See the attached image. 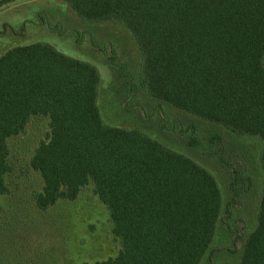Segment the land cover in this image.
<instances>
[{
  "label": "trees",
  "instance_id": "1",
  "mask_svg": "<svg viewBox=\"0 0 264 264\" xmlns=\"http://www.w3.org/2000/svg\"><path fill=\"white\" fill-rule=\"evenodd\" d=\"M14 1L0 0V8ZM61 1L85 23H117L132 36L135 74L120 59L107 60L127 92H141L226 135L261 142L256 223L238 264H264V0ZM99 85L94 66L45 43L15 46L0 56V196L9 193V140L32 119L46 118L49 133L29 161L42 180L35 206L45 211L74 201L91 186L120 244L115 258L94 264H200L215 254L225 211L215 176L137 128L107 126L97 107ZM172 121L161 125L185 137L188 147L199 145L200 126L190 123L185 134ZM208 135L211 143L223 139ZM212 155L208 159L216 160ZM229 179L233 200L252 188L247 171L232 169ZM233 229L234 221L229 237Z\"/></svg>",
  "mask_w": 264,
  "mask_h": 264
},
{
  "label": "rangeland",
  "instance_id": "2",
  "mask_svg": "<svg viewBox=\"0 0 264 264\" xmlns=\"http://www.w3.org/2000/svg\"><path fill=\"white\" fill-rule=\"evenodd\" d=\"M34 43L48 44L59 53L96 68L100 75L97 107L107 126L137 128L210 170L221 189L225 211L212 243L215 254L207 255L200 264H238L242 242L256 223L262 189L258 163L261 142L226 135L221 129L201 124L141 92L133 95L120 87L108 68V58L120 59L131 74L139 66L136 44L120 24L85 23L61 0H16L0 8V56L15 46ZM169 120L185 134L190 123L200 126L199 145L188 147L185 137L180 139L176 132L161 125ZM209 132L219 133L222 141L211 143ZM48 133L47 119L35 118L24 132L8 142L9 193L0 196V264H94L115 258L120 244L111 233L108 211L91 186L84 188L74 201H59L45 211L36 208L34 199L41 191L42 180L31 170L29 161ZM211 152L217 154L212 155L216 160L208 159ZM232 169L247 171L253 180L250 191L234 200L229 191ZM230 215L234 221L231 237L227 233L233 221L228 222V230L222 229Z\"/></svg>",
  "mask_w": 264,
  "mask_h": 264
}]
</instances>
